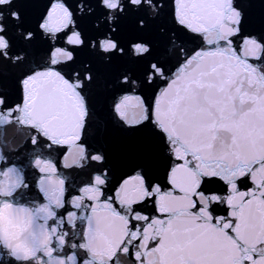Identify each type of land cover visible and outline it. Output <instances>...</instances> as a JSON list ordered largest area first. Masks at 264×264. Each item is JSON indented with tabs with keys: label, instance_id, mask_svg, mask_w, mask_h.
I'll list each match as a JSON object with an SVG mask.
<instances>
[{
	"label": "snow or ice",
	"instance_id": "1",
	"mask_svg": "<svg viewBox=\"0 0 264 264\" xmlns=\"http://www.w3.org/2000/svg\"><path fill=\"white\" fill-rule=\"evenodd\" d=\"M0 264H264V0H0Z\"/></svg>",
	"mask_w": 264,
	"mask_h": 264
}]
</instances>
